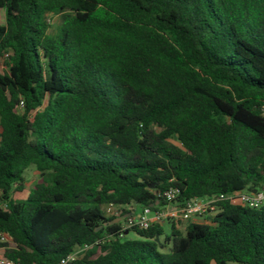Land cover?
Listing matches in <instances>:
<instances>
[{"label":"trees","instance_id":"trees-1","mask_svg":"<svg viewBox=\"0 0 264 264\" xmlns=\"http://www.w3.org/2000/svg\"><path fill=\"white\" fill-rule=\"evenodd\" d=\"M7 53L5 257L59 264L91 245L73 264H264V205L221 202L208 223L133 239L104 211L264 188V0H0Z\"/></svg>","mask_w":264,"mask_h":264},{"label":"built area","instance_id":"built-area-1","mask_svg":"<svg viewBox=\"0 0 264 264\" xmlns=\"http://www.w3.org/2000/svg\"><path fill=\"white\" fill-rule=\"evenodd\" d=\"M10 53H7L3 58L4 66L3 71H8L9 66L6 64L9 61ZM24 101L20 103V109H23ZM180 195V190L171 188L167 191L159 193V196L168 200L169 205H166L160 210L154 211L149 207L142 209L139 214H129L123 216V209L118 205H108L104 208L105 215L116 217L122 222L120 237L126 236L130 230L135 228L148 229L153 224L164 223L168 219L193 221L202 218L203 220L207 215L217 211V205L221 202H229L232 205H243L252 208H259L264 205V188L255 190L253 192H239L229 194H219L210 197H203L192 199L185 204H173V202ZM202 223H208L206 220ZM1 237L4 235L0 234ZM103 243L99 240L96 244ZM92 246L84 245L75 252L62 259L59 264H73L74 261L81 258ZM0 264H18L17 262L8 259L4 254H0Z\"/></svg>","mask_w":264,"mask_h":264},{"label":"rangeland","instance_id":"rangeland-1","mask_svg":"<svg viewBox=\"0 0 264 264\" xmlns=\"http://www.w3.org/2000/svg\"><path fill=\"white\" fill-rule=\"evenodd\" d=\"M1 23L4 24L5 23V15L2 12V16H1ZM50 23H51V28H50V33L51 34H56L57 33V29L58 26L60 24V20L57 17L51 18L50 19ZM3 66H4V61L3 59L0 60V71H3ZM26 177V181L27 184L32 187L34 184H36V182L39 179V172L37 171V169L33 166L31 167L25 174ZM0 206H2V202L0 201ZM205 220V219H204ZM204 220L202 218H199L198 221L204 222ZM187 224V223H185ZM164 226L166 229V233H170L171 232V224L169 221H165L164 222ZM135 233L134 232H130L128 234V238L133 239L135 238ZM162 241H164V237L162 238ZM2 253V252H1Z\"/></svg>","mask_w":264,"mask_h":264},{"label":"crops","instance_id":"crops-1","mask_svg":"<svg viewBox=\"0 0 264 264\" xmlns=\"http://www.w3.org/2000/svg\"><path fill=\"white\" fill-rule=\"evenodd\" d=\"M134 209H135L137 214H139L142 211V208H139V207H135ZM192 222H194V223H202L201 221H198V220H193ZM0 254H4V251L0 250Z\"/></svg>","mask_w":264,"mask_h":264},{"label":"water","instance_id":"water-1","mask_svg":"<svg viewBox=\"0 0 264 264\" xmlns=\"http://www.w3.org/2000/svg\"><path fill=\"white\" fill-rule=\"evenodd\" d=\"M119 222H121V220H120V219H117V220L115 221V223H119ZM157 242H160V239H159V237H157Z\"/></svg>","mask_w":264,"mask_h":264}]
</instances>
